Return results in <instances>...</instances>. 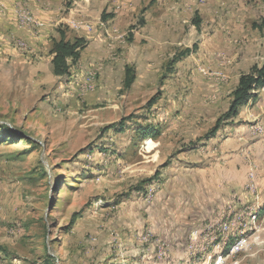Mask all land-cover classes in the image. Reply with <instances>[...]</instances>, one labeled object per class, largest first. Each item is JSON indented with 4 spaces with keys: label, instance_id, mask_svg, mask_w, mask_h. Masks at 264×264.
Instances as JSON below:
<instances>
[{
    "label": "rangeland",
    "instance_id": "374dc122",
    "mask_svg": "<svg viewBox=\"0 0 264 264\" xmlns=\"http://www.w3.org/2000/svg\"><path fill=\"white\" fill-rule=\"evenodd\" d=\"M172 1L175 37L133 35L158 0L118 2L135 18L124 28L64 25H100L104 49L35 86L21 65L38 30L15 10L35 16L28 0H1L0 264H264V109L251 103L261 88L206 137L240 76L264 64V0Z\"/></svg>",
    "mask_w": 264,
    "mask_h": 264
},
{
    "label": "crops",
    "instance_id": "0c3cea01",
    "mask_svg": "<svg viewBox=\"0 0 264 264\" xmlns=\"http://www.w3.org/2000/svg\"><path fill=\"white\" fill-rule=\"evenodd\" d=\"M63 1L64 0H28L29 6L31 7L35 18L44 23L42 27L35 26L38 30L36 31L38 32V35L36 38L32 39L34 42L32 55L29 57V61L26 59L25 63L21 65L22 71L27 72V79H29L31 84L35 86H40L39 83L42 84V82L56 80L60 77L55 75L53 72V54L51 53L52 43L61 38V32L59 33L56 28H61L64 31L66 38L69 40L73 41L76 38L84 39V45L86 47L81 49L80 58L76 64H79V62H86L89 64L94 63L97 60L98 55L104 49L105 36L103 28L100 27V25H94L95 29L92 32L84 30L76 32L72 29L64 30V25H68L71 21L80 19L97 24L101 19H103L106 22H110L113 25L124 28V26L128 23L135 21L133 14H122L115 9V5L118 2H122L124 4L126 0H74L78 3H73L72 0H67L68 3H66V7H64ZM182 2L185 3V0L172 1V3L177 6H180ZM158 3L161 4V8H163L162 12L158 13L157 18H155L153 16L154 14L148 12L147 9L141 15L143 23L140 25V28L136 27L131 29L135 38H138V33H140V36L142 35L145 40H148V38L154 39L157 34H160V32L163 31L166 32L167 30L174 33L171 37H175V33H178L176 32L178 29L176 28L175 21L177 20L175 19V14L169 13V7H167V4L171 3L170 0H158ZM139 4H142V0H134V9ZM12 17L14 16L12 15ZM137 28H139V30ZM18 32V34H22L24 36L29 35L28 32L22 33L20 30ZM171 42L174 44L173 41ZM256 88L263 89L262 91L260 89V93L257 97L254 98L252 96L254 99L251 103L254 102L256 105L253 111L258 114L264 109V88L256 86L252 89V94ZM237 116H240L239 111L233 118H236ZM237 128L240 129V126H233V130H236Z\"/></svg>",
    "mask_w": 264,
    "mask_h": 264
},
{
    "label": "trees",
    "instance_id": "16d2710c",
    "mask_svg": "<svg viewBox=\"0 0 264 264\" xmlns=\"http://www.w3.org/2000/svg\"><path fill=\"white\" fill-rule=\"evenodd\" d=\"M83 45L84 39L76 38L72 41L66 38L64 31L61 32V38L54 41L53 47L51 49V53L53 54V72L55 75L63 76L69 73V59H72L73 62H76L80 57V51ZM135 78L136 76L134 73V69L131 66H127L125 76V82L127 86L132 85ZM261 85H264V64L261 67L258 65H254L251 68L250 72L243 73L240 76L238 84L232 93V100L228 110L222 117L217 120L216 125L212 128V130L206 137H214L219 130L222 121L235 117L238 114L239 108L247 104L250 98L254 96L251 93L252 89L256 86ZM120 124L121 127L124 128L125 121L123 120ZM110 128H112V125L107 126L105 130H109ZM138 132L140 134H152L154 133V129L153 127H149L148 129H140V131L138 130ZM157 177L158 174L151 178L144 179L143 182H153V180Z\"/></svg>",
    "mask_w": 264,
    "mask_h": 264
},
{
    "label": "built area",
    "instance_id": "2783aa9c",
    "mask_svg": "<svg viewBox=\"0 0 264 264\" xmlns=\"http://www.w3.org/2000/svg\"><path fill=\"white\" fill-rule=\"evenodd\" d=\"M3 2H1L0 0V9H3L2 7ZM17 16H18V23L21 27L24 26H38V27H42L44 25L43 22L38 21L37 19H35L31 13L28 11V9L23 8V7H18L15 10ZM102 25H104V23L101 22ZM71 26L75 29V30H80V29H84V30H90L92 28V25H90L88 22L85 21H73L71 22ZM94 78L95 75L94 73H89V76L87 77L86 81L83 84V90L87 91V90H91L94 88ZM259 130L261 132H264V128H259ZM248 243V239L247 238H240L237 241H235V243L231 246V252H237L239 250H241L246 244ZM220 259H222V257H220Z\"/></svg>",
    "mask_w": 264,
    "mask_h": 264
}]
</instances>
